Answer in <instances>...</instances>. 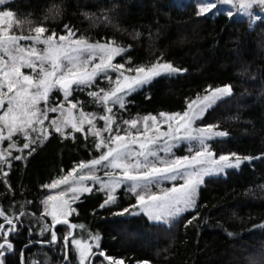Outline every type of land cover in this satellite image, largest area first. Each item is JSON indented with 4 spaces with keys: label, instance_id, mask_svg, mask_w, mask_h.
I'll return each mask as SVG.
<instances>
[{
    "label": "trees",
    "instance_id": "trees-1",
    "mask_svg": "<svg viewBox=\"0 0 264 264\" xmlns=\"http://www.w3.org/2000/svg\"><path fill=\"white\" fill-rule=\"evenodd\" d=\"M56 2L59 14L52 10L53 0H10L0 10L15 14L14 35H33L37 26L48 29L45 35L53 31L66 34L67 24L76 30L77 37L83 36L90 43L114 42L128 48L114 63L127 64L130 58L132 66L150 65L159 58L184 70L155 78L129 97L132 103L120 113L125 119L162 111L183 112L187 102L206 93L209 86L232 85L231 96L217 101L196 125H219L229 132L228 137L209 142L217 156L264 154V22L250 27V18L237 11H233L234 18H228L229 10L223 4L208 15L198 16L200 0ZM75 135L73 140L54 134L36 145L33 155L13 163L7 177L10 189L0 184V207L11 205L14 212L16 205H24L28 213L18 232L9 237L14 251L5 256V264H65L63 243H31L23 254L21 250L32 241L49 239L46 233L40 234L35 223L42 211L40 201L50 194L41 186L97 155L90 145L86 146L81 134ZM23 142L21 139L20 144ZM175 152L188 154L186 145ZM22 155L26 156L27 150ZM6 189L14 190V197L4 194ZM104 198L96 189L84 194L74 203L78 214L69 219L87 229H74L77 238L89 242L90 232L99 234V249L93 250L102 249L115 260L122 259L123 264H264V159L205 177L197 193L199 218L187 226L193 211L165 224L152 222L143 214L113 215L136 203L124 189L118 190L115 206L99 210ZM67 231V226L60 225L57 234L63 236ZM69 259L70 264H78L77 253ZM91 263L106 264L99 256H94Z\"/></svg>",
    "mask_w": 264,
    "mask_h": 264
},
{
    "label": "snow or ice",
    "instance_id": "snow-or-ice-1",
    "mask_svg": "<svg viewBox=\"0 0 264 264\" xmlns=\"http://www.w3.org/2000/svg\"><path fill=\"white\" fill-rule=\"evenodd\" d=\"M9 2L0 0V6ZM200 3L198 16L208 15L219 4L235 3L239 11L250 18V27L264 22V15L259 14L264 13V0H200ZM52 10L59 14L56 0H53ZM14 15L10 10H0V184L10 189L7 177L13 163L26 160L34 154L36 145H42L54 134L75 140V134L79 133L87 142L86 146L90 145L91 150L98 153L41 186L46 190L66 187L40 201L42 211L36 215L35 223L40 234L46 233L49 239L30 242L21 250L22 254L31 243H63L65 264H70L72 253L78 254V264H91L94 256L102 257L108 264H123L122 259L115 260L102 249L93 251V247L99 249V234L90 232L89 242H85L72 231L77 227L87 231L84 225H77L69 218L78 214L72 203L84 194H91L93 186H98L96 190L105 196L99 210L115 206L118 190L124 189L135 197L136 203L113 215L143 214L152 222L167 223L169 219L193 211L195 214L186 221L187 226L199 218L197 193L206 176L238 169L242 163L254 159H264V154L243 158L236 153L217 156L209 142L226 138L229 132L219 129V125L196 126L217 101L231 96L232 85L209 86L205 89L207 94L191 99L183 112L162 111L125 119L120 113L132 103L129 97L155 78L177 75L184 70L159 58L150 65L132 66L130 58L127 64L114 63L129 49L114 42L90 43L83 36L77 37L76 30L67 24L64 25L66 34L58 35L53 31L45 35L48 29L37 26L33 35H14L11 34ZM226 15L234 18L235 13L229 11ZM20 41L30 43L22 45ZM23 69L30 71L26 73ZM101 80L106 87L100 86ZM85 90L90 99L81 102L74 93ZM54 93L62 95L57 97ZM86 103L99 106V112L85 111ZM98 122L102 124L98 126ZM163 125H167V130H161ZM181 145H186L190 155H175V149ZM26 150L27 155H22ZM14 151L19 154L14 155ZM177 181L182 183L177 184ZM164 182H172V185L162 188ZM8 189L4 194L14 197V190ZM11 208V205L0 207V264H5V256L14 251L9 237L18 232V225H22V218L28 214L24 205H16L14 212ZM60 225L68 228L63 236L57 234ZM29 233L33 234V229L30 228Z\"/></svg>",
    "mask_w": 264,
    "mask_h": 264
},
{
    "label": "rangeland",
    "instance_id": "rangeland-1",
    "mask_svg": "<svg viewBox=\"0 0 264 264\" xmlns=\"http://www.w3.org/2000/svg\"><path fill=\"white\" fill-rule=\"evenodd\" d=\"M226 7H227V9L229 10V11H237V12H239V13H241V14H244V15H246L245 13H242V12H240L239 11V8H238V4H235L234 3V5H225ZM253 11H257L256 9H253ZM259 14H261V15H264V13H259ZM20 43L23 45V43L24 44H26V43H30V42H26V41H23V43L20 41ZM40 47H42V46H40ZM113 75H115V74H113ZM99 84H100V86L101 87H106L107 85H106V83L103 81V80H101V81H99ZM221 87V86H220ZM204 94H207V93H204ZM204 94H202V95H204ZM62 94L61 93H56V95L55 96H57V97H60ZM76 98H78L81 102H87V101H89V97L87 96V91L85 92H80V93H77V94H75L74 95ZM195 99V98H194ZM84 110L85 111H95V112H99V106H93L91 103H86L85 104V108H84ZM75 111V110H74ZM56 115H58V114H51V116H53V117H55ZM47 123V122H46ZM99 124H102V122H98V126H99ZM197 126V125H196ZM85 127H87V126H85ZM161 130H167V125H163V126H161ZM7 143V142H6ZM187 152H188V150H187ZM97 155H98V153H97ZM96 155V156H97ZM175 155L176 156H178V157H183V156H185V155H190V153L188 152V154H182V155H178L176 152H175ZM213 175H215V174H213ZM207 177V176H206ZM88 185H90V186H93L92 185V182L91 181H87L86 182ZM177 184H179V183H182V181H177L176 182ZM172 185V182H164L162 185H161V187L162 188H167V187H170ZM66 186H61V189H53V190H49V192H50V194L51 195H55L58 191H60V190H63L64 188H65ZM97 187L98 186H93V190H95V189H97ZM152 191H157V189H152ZM71 194H69V196H70ZM72 207H74V203H72ZM134 211H138V210H134ZM50 219V218H49ZM175 219V218H174ZM174 219H169V221L167 222V223H165V224H168V223H170L172 220H174ZM162 223H164V222H162ZM85 242H87V241H85ZM94 248V247H93ZM94 251V250H93ZM92 262V261H91ZM138 264H140V263H138ZM147 264H151V263H148L147 262Z\"/></svg>",
    "mask_w": 264,
    "mask_h": 264
},
{
    "label": "water",
    "instance_id": "water-1",
    "mask_svg": "<svg viewBox=\"0 0 264 264\" xmlns=\"http://www.w3.org/2000/svg\"><path fill=\"white\" fill-rule=\"evenodd\" d=\"M73 231V233H74V230H72ZM105 261V260H104ZM106 262V264H108V262L107 261H105ZM92 264V263H91Z\"/></svg>",
    "mask_w": 264,
    "mask_h": 264
},
{
    "label": "bare ground",
    "instance_id": "bare-ground-1",
    "mask_svg": "<svg viewBox=\"0 0 264 264\" xmlns=\"http://www.w3.org/2000/svg\"><path fill=\"white\" fill-rule=\"evenodd\" d=\"M93 259V258H92Z\"/></svg>",
    "mask_w": 264,
    "mask_h": 264
}]
</instances>
